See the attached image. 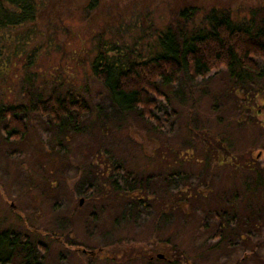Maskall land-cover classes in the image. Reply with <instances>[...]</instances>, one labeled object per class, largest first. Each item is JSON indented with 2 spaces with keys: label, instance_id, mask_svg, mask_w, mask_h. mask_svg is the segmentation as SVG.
<instances>
[{
  "label": "rangeland",
  "instance_id": "1",
  "mask_svg": "<svg viewBox=\"0 0 264 264\" xmlns=\"http://www.w3.org/2000/svg\"><path fill=\"white\" fill-rule=\"evenodd\" d=\"M35 1L0 31V106L58 91L91 111L29 112L19 140L0 123V233L34 248L11 264H264V61L159 82V124L118 111L92 69L101 48L147 58L172 25L206 32L213 10L259 22L264 0Z\"/></svg>",
  "mask_w": 264,
  "mask_h": 264
},
{
  "label": "trees",
  "instance_id": "2",
  "mask_svg": "<svg viewBox=\"0 0 264 264\" xmlns=\"http://www.w3.org/2000/svg\"><path fill=\"white\" fill-rule=\"evenodd\" d=\"M97 2L92 0L90 6H96ZM37 11L35 0H0V31L33 22ZM219 14L213 10L209 18L212 28L206 32L202 29L187 35L175 25L168 27L159 37L157 52L147 58H134L133 54L120 52L110 55L106 48H101L92 69L108 90L113 106L121 112L140 110L141 115L159 124L153 114L157 102L152 98L161 96L159 82L176 84L182 72L197 79L214 70L232 69L235 65L257 71L256 59L264 61V17L259 22L249 20L236 24L230 13ZM4 47L0 46V59L4 56ZM23 101L19 106H0V123L6 139L19 140L27 135L25 114L32 111L49 116L57 125H64L74 114L76 122L80 123L91 111L84 99L69 93L62 95L58 91L36 102L29 91ZM255 187L264 193L262 178L255 181ZM25 241L26 249L19 236L9 231L0 233V264L14 262L20 248L28 251L27 258L31 257L30 251L33 253L34 248L30 250V242Z\"/></svg>",
  "mask_w": 264,
  "mask_h": 264
},
{
  "label": "water",
  "instance_id": "3",
  "mask_svg": "<svg viewBox=\"0 0 264 264\" xmlns=\"http://www.w3.org/2000/svg\"><path fill=\"white\" fill-rule=\"evenodd\" d=\"M261 154H262V153H259V154L256 156V159H259V158H260V156H261ZM82 203H83V201H81V204H82ZM157 257H158V258H161V259H162V258H164V256H163V255H161V254H160V255H158Z\"/></svg>",
  "mask_w": 264,
  "mask_h": 264
}]
</instances>
